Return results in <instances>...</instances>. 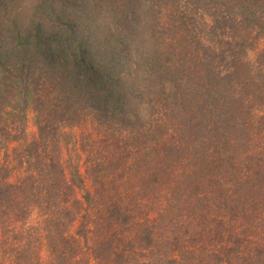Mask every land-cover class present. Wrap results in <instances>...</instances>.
<instances>
[{"label": "trees", "instance_id": "1", "mask_svg": "<svg viewBox=\"0 0 264 264\" xmlns=\"http://www.w3.org/2000/svg\"><path fill=\"white\" fill-rule=\"evenodd\" d=\"M26 1H31L28 7L20 0H0V139L21 141L25 113L34 110L38 139L27 149L29 158L39 164L38 174L11 183L8 169L0 165V218L13 219L40 197L51 200L54 194L66 205L70 224H74L82 210L89 214L85 207L99 203L100 196L110 200L115 180L105 176L108 169L124 174L142 149L143 158L152 160L150 175L155 174L154 165L168 175L179 169V185L186 192L182 208H187L191 219L197 217V208L210 205L226 207L231 219L234 211L249 215L256 225L250 231L241 230L237 221L230 220L223 224L224 230L213 232L216 239L211 245L185 247L180 252L169 246L171 264H178L182 253L189 256L185 264H264V198L259 197L256 204L252 197L233 203L243 189L249 192L259 186L260 193L264 191L263 164L250 155L255 145L252 139L243 149L249 162L245 172L238 174L235 156L239 157L237 145L241 146L242 139L236 131L226 139L219 130H229L242 117L249 119L256 113L255 129L264 128V113H260L264 112V48L253 63L247 58L264 37V0ZM132 106L149 109L143 131L146 135L157 132L153 140L146 138L155 147H150L149 154V148L140 149L129 137L116 162L110 141L117 125L127 128L129 122L140 119ZM87 121L98 130L99 143L105 142L107 152L90 165L96 172L97 195L93 197L77 165L66 167L69 178L65 176L57 153L64 143L61 138L69 135L66 130ZM94 143L93 150L101 147ZM218 171L231 177L229 188L215 187L204 193L210 185L218 186ZM189 173L186 181L183 175ZM129 178L118 179L124 180L120 192ZM81 189L78 198L76 191ZM120 198L107 209L112 227L130 224L132 210ZM109 200L105 208L112 204ZM97 213L88 215L84 233L95 228L100 219ZM211 231L195 230L194 235H212ZM137 232L147 241L143 246L152 251L154 228L147 225ZM67 244L69 249L73 245L69 241L63 245ZM60 251V246H51V255L64 260L62 264H79L77 252Z\"/></svg>", "mask_w": 264, "mask_h": 264}, {"label": "rangeland", "instance_id": "2", "mask_svg": "<svg viewBox=\"0 0 264 264\" xmlns=\"http://www.w3.org/2000/svg\"><path fill=\"white\" fill-rule=\"evenodd\" d=\"M21 5L28 7L31 1L20 0ZM9 8V9H8ZM3 10L2 15L5 16L6 12L11 10V6ZM258 50L249 52L248 59L253 63L256 59V54L264 48V37H261L257 45ZM103 86L101 83L99 87ZM104 87V86H103ZM94 88V86H93ZM132 110L135 114H138V120L136 123L127 125L126 127H116L114 131V138L110 141L112 152H114L115 161H119V153L124 152L121 150L126 142L131 137L133 144L147 149L149 148V154L152 153L155 147L152 140L155 137L154 134L146 135L144 125H146L149 120V109L147 106H137L136 108L132 106ZM260 113H264L263 111ZM26 117L22 123L23 130H21V141L14 142L7 139H0V165L7 168L9 173V181L11 183H17L24 178H27L31 174H38V163L35 160L29 158L28 149H31L32 143L38 139V131L35 123V112L30 109L26 113ZM257 113L255 116L249 119L243 120V117L239 122H236L235 126H231L229 130L222 129L224 137H232V133H235L240 139H242L241 146L237 145V150L239 152V157L235 156V162H238V168L240 172L238 174H243L245 172V164L249 162L248 153L244 152L243 149L250 145V141L253 139L255 141L254 151L250 155L255 158L257 164H263L264 169V128L262 131L255 129L257 123ZM236 127V130L234 129ZM140 130V131H139ZM243 131V134L241 135ZM143 132V134H142ZM68 133L67 138H61L64 143H61V150L57 149L58 156L60 157L61 163L64 165L65 176L68 177V172L66 167L69 169L73 166L78 167V175L85 181L86 188L91 192L92 197L96 196L95 192V178L96 172L90 169V165L93 162L100 160L101 157L106 155L105 147L99 142L100 134L98 130L93 127L91 121L84 122L83 124L76 125L74 127H69L66 130ZM142 134V135H141ZM153 135V136H152ZM137 137L135 141L132 137ZM152 136V137H151ZM99 137V138H98ZM150 138V143L146 140ZM139 139V140H138ZM241 141V140H240ZM98 142L95 147L98 149L93 150L92 146ZM130 142V145L132 144ZM94 143V144H92ZM239 147V148H238ZM28 148V149H27ZM136 150V149H135ZM32 151V150H31ZM53 150H50V155ZM137 155V160L133 158V162H130L129 166L131 169L125 170L124 174L120 171L118 173L115 170H110L105 176L108 178L111 176L115 180V183L111 186L110 200L105 196H100L99 203H93V207H85L90 212L86 214L85 210H82L78 214V218L74 224H70L69 213L65 208L66 205H61V200L55 198L53 195L51 200L47 197H40L35 203L30 205L25 211L20 212L18 216L11 218H0V264H62L58 257L51 255V246L61 247V253L64 248L66 253L71 249L73 252H77L78 255L75 257L78 259L79 264H171L173 254L170 253L169 246L176 252H180L183 248H193L194 246H208L216 239L213 234L214 231L217 233L221 232L223 229V224L227 221L234 220L239 223V229L250 231L254 227V220H252L249 215L242 216V213L236 215L232 212L231 217L227 216L225 208L217 209L216 207L208 206L204 207L206 203L202 205L201 209L194 212L197 217L191 219L192 215L188 212L186 207H183L184 196L186 192L184 190V185H179L178 176L179 169L175 170L172 175L163 174L156 165H154L155 174L150 175V168L152 166L151 158L148 156L143 158V150ZM242 151L245 156H242ZM56 152V151H55ZM90 152V153H89ZM89 153V156H88ZM256 155V156H255ZM121 156V155H120ZM154 156V155H153ZM124 159H127L125 157ZM245 159V162H244ZM138 162V166H134ZM192 165H196L191 163ZM90 169V170H89ZM145 169V170H144ZM192 171L196 172L197 168L192 167ZM146 172V174L144 173ZM227 172L218 171V186L214 184L210 185L209 188L204 189V193L208 190H215L216 188L227 189L229 188L230 176ZM183 175V174H182ZM183 178L187 181L185 176ZM133 176V178H129ZM121 177L129 178L128 183L125 185V191L119 189L120 186L123 187V182L119 181ZM240 180H244L240 176ZM122 182V183H121ZM254 181L252 182V184ZM111 185V184H110ZM245 185V184H243ZM208 186L207 184L205 187ZM253 187V186H252ZM256 190L250 188L251 190L246 192L242 190V196L234 197V202L236 205L240 204L239 200H244L246 197H252L253 202L259 201V197L264 198V191L260 193L259 186ZM73 188H78L74 185ZM128 190V191H126ZM194 190V188H193ZM197 189H195L196 191ZM56 191V190H55ZM83 190H77L76 195L79 198L82 196ZM107 193V189L105 194ZM202 192V194H204ZM198 194L201 195V192ZM121 195L123 198H120ZM126 196V197H125ZM76 197V196H75ZM119 198L122 199L129 205L132 213H127L131 218L130 224L119 227H112L113 223L107 218L109 211L113 203H118ZM97 199V198H96ZM124 199V200H123ZM95 200V199H94ZM111 201L112 204L108 207H104L107 201ZM185 201L188 203L192 202L190 198ZM104 202V204H103ZM264 208V199L262 200ZM46 204H48L46 206ZM186 205V204H185ZM192 208V204H187ZM235 205V206H236ZM259 208V207H258ZM213 209V210H210ZM240 209V208H239ZM248 209V208H247ZM177 210H182L178 211ZM93 212H98L99 216L96 220L95 228H92L91 233H84V229L87 230L88 215L93 216ZM133 215V217H132ZM201 219H200V218ZM205 217V218H204ZM104 218V219H103ZM204 218V219H202ZM216 219L219 220L216 225ZM146 220H149L147 222ZM206 220V221H204ZM85 224H84V223ZM153 227L155 235V247L152 251L145 248L147 241L144 235L139 230L145 229L146 226ZM233 226V225H232ZM112 228V229H111ZM211 228L212 235H205L197 237L194 235L195 230H206ZM232 228V227H230ZM136 230V231H135ZM58 231V232H57ZM80 232V234H79ZM109 232V235H108ZM84 233V236L81 234ZM115 234V237L113 235ZM78 234V235H77ZM241 234V233H239ZM75 235V236H74ZM73 237L74 239L70 238ZM80 236V237H78ZM136 236V237H135ZM76 241V243L72 241ZM70 242V249L64 246L66 243ZM72 242V243H71ZM201 243V244H199ZM217 243V241L215 242ZM64 244V245H63ZM150 252H152L150 255ZM71 253V251H69ZM177 254V253H176ZM197 258V255L194 254ZM178 264H185V262H190L189 256L186 253H182L178 260Z\"/></svg>", "mask_w": 264, "mask_h": 264}]
</instances>
